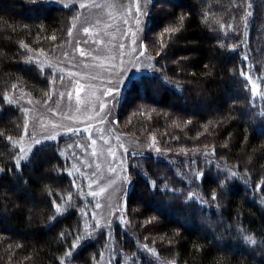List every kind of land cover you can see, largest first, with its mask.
Returning a JSON list of instances; mask_svg holds the SVG:
<instances>
[{
    "label": "trees",
    "instance_id": "1",
    "mask_svg": "<svg viewBox=\"0 0 264 264\" xmlns=\"http://www.w3.org/2000/svg\"><path fill=\"white\" fill-rule=\"evenodd\" d=\"M75 9L0 0V264H99L111 250L110 264H264V0H152L159 72L129 81L117 119L173 161L132 157L128 227L111 234L87 223L56 144L17 166L25 115L8 95L48 94L54 72L32 52L64 37Z\"/></svg>",
    "mask_w": 264,
    "mask_h": 264
},
{
    "label": "rangeland",
    "instance_id": "2",
    "mask_svg": "<svg viewBox=\"0 0 264 264\" xmlns=\"http://www.w3.org/2000/svg\"><path fill=\"white\" fill-rule=\"evenodd\" d=\"M56 2L76 6V15L56 44L32 52L33 60L54 72L48 94L40 97L20 89L8 95L25 115L17 161L45 143L56 144L87 197V223L92 230L111 234L116 223L128 227L125 197L132 157L151 152L173 161L150 134L135 133L128 121L117 119L129 81L144 72H159L157 53L145 40L152 0ZM113 253L108 251L99 264H110L113 257L108 255Z\"/></svg>",
    "mask_w": 264,
    "mask_h": 264
},
{
    "label": "snow or ice",
    "instance_id": "3",
    "mask_svg": "<svg viewBox=\"0 0 264 264\" xmlns=\"http://www.w3.org/2000/svg\"><path fill=\"white\" fill-rule=\"evenodd\" d=\"M149 2H151V0H149ZM146 15H147V13H146ZM249 15H251V13H249ZM85 31H87V29H85ZM166 31H171V32H175L176 31V29H171V30H166ZM83 54V53H82ZM254 95H255V93H253ZM37 143H39V141L37 142ZM21 159H24V157H21ZM19 165H20V161H17V166L19 167ZM214 198V197H213ZM57 211L59 212L60 211V209L59 208H57Z\"/></svg>",
    "mask_w": 264,
    "mask_h": 264
}]
</instances>
